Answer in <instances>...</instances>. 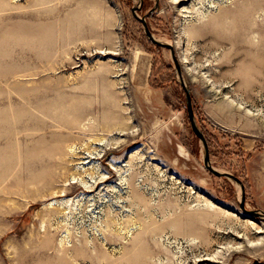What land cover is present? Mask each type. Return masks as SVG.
<instances>
[{"label": "rangeland", "instance_id": "374dc122", "mask_svg": "<svg viewBox=\"0 0 264 264\" xmlns=\"http://www.w3.org/2000/svg\"><path fill=\"white\" fill-rule=\"evenodd\" d=\"M242 196L264 214V0H0V264H264Z\"/></svg>", "mask_w": 264, "mask_h": 264}, {"label": "water", "instance_id": "95a60500", "mask_svg": "<svg viewBox=\"0 0 264 264\" xmlns=\"http://www.w3.org/2000/svg\"><path fill=\"white\" fill-rule=\"evenodd\" d=\"M142 1V0H140ZM133 11H135V9H133ZM143 26H144V30H145V33L146 35L150 38V40L158 45H163V46H166L168 48L171 49L172 51V46L168 43H162L158 40H156L150 30L148 29L147 25H146V22L144 20V18H140L138 17ZM181 80V79H180ZM181 84L182 86L184 87L185 89V93H186V107H187V113H188V118H189V122H190V126H191V129L192 131L194 132V134L202 141V144H203V147H204V151H205V156H204V164L206 166V168L211 171L213 174L215 175H218V176H226L228 178H231L232 180L236 181L237 183L240 184V187H241V190L243 192V184L241 182V180L236 177L235 175L231 174V173H228V172H219L217 171L216 169H214L208 162V152H207V146H206V140H205V137L202 133V131L198 128L197 124H196V121H195V118H194V112H193V109H192V105H191V101H190V95H189V91L188 89L185 88V85L184 83L181 81ZM240 207L242 209L243 212L245 213H248V214H251V215H254V216H258V217H262L264 218V214H262L261 212L259 211H256V210H248L244 207V202H243V196H242V199L240 201Z\"/></svg>", "mask_w": 264, "mask_h": 264}]
</instances>
